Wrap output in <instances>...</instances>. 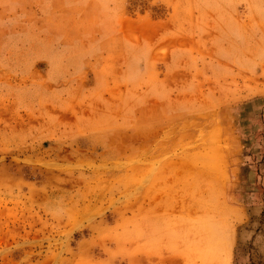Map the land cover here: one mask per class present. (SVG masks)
I'll use <instances>...</instances> for the list:
<instances>
[{"label":"rangeland","instance_id":"1","mask_svg":"<svg viewBox=\"0 0 264 264\" xmlns=\"http://www.w3.org/2000/svg\"><path fill=\"white\" fill-rule=\"evenodd\" d=\"M0 264H264V0H0Z\"/></svg>","mask_w":264,"mask_h":264}]
</instances>
